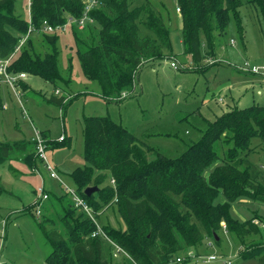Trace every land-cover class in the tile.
Returning a JSON list of instances; mask_svg holds the SVG:
<instances>
[{"label":"trees","instance_id":"obj_1","mask_svg":"<svg viewBox=\"0 0 264 264\" xmlns=\"http://www.w3.org/2000/svg\"><path fill=\"white\" fill-rule=\"evenodd\" d=\"M134 1L95 0L87 13L91 22H85L79 32L74 21L83 17L86 6L83 0H29L27 19L13 14L15 0H0V60L9 59V74L25 73L53 84L59 80L56 43L60 35L58 31L53 34L42 31L43 23L53 28L65 27L73 37L83 76L97 82L104 98L121 101L124 93L132 91L134 77L142 66L153 65L171 54L169 31L161 14L146 5L133 6ZM174 2L179 10L184 53L196 63L213 57V34H223L230 19H235L237 32L241 34L237 10L243 0ZM246 2H258L264 20V0ZM140 26L152 36H140ZM31 35L45 38L51 52L43 56L32 53L29 43L35 38ZM202 40L206 46L204 54L200 51ZM23 83L19 81L18 87L25 88L27 84ZM51 100L59 105L64 103V98ZM253 138L264 142V106L224 112L208 124L198 141L175 158L163 156L108 117L85 118L86 165L73 170L70 178L78 195L94 213L97 224L76 210L68 195L57 197L49 192V199L77 216L71 222L68 213L62 215L66 238L49 228L50 219L37 222L51 247L45 264H113L110 259L115 247L132 264H168L176 253L201 245L204 235L214 239V235L223 231L222 225L235 244L258 235L260 229L254 223L257 216L239 222L229 211L241 200L264 205V186L246 168L241 170L234 165L241 152L249 151ZM65 142L64 138L53 146ZM27 152L33 155L34 166L31 141L0 144V164ZM110 180H114V186ZM89 186L98 190L87 197L83 191ZM219 195L223 201L216 204ZM112 206L125 225L123 230L98 224L103 209ZM98 227L103 234L92 237ZM259 252L245 249L241 256L258 257L257 264H264V253Z\"/></svg>","mask_w":264,"mask_h":264},{"label":"rangeland","instance_id":"obj_2","mask_svg":"<svg viewBox=\"0 0 264 264\" xmlns=\"http://www.w3.org/2000/svg\"><path fill=\"white\" fill-rule=\"evenodd\" d=\"M257 3L243 0L237 10L241 34L237 32L235 19H230L223 34H213V57L196 63L184 53L181 22L174 0H135L133 6L146 5L161 14L168 27L171 54L153 65L142 66L134 77L132 91L124 93L121 101L104 98L97 82L83 76L72 35L67 30L58 31L59 80L49 84L27 75L28 86L22 88L20 85L19 93L10 89L14 96L10 95L11 102L6 98L2 100L7 109H0V144L27 142L35 130L40 132L48 141L47 154L51 164L57 167L61 181L71 188L74 187L71 172L86 165L83 125L87 117H108L163 156L175 158L181 155L190 144L200 139L209 123L225 112L222 103L231 104V96H237L238 108L264 106V79L245 70L264 66V20ZM12 12L27 19L29 0H15ZM140 27V36H152ZM31 37L35 38L29 43L32 53L43 56L51 52L45 38L40 35ZM200 51L202 54L206 51L203 40ZM171 62L176 64V69L170 66ZM52 98L66 101L59 105ZM60 135L66 142L54 147ZM222 151L220 148L221 154ZM32 158L33 155L27 152L0 164V228L1 222L7 221L0 261L9 264H45L51 247L37 222L50 219L52 225L49 224V228L66 238L61 217L68 213L67 218L73 222L77 216L69 208L62 210L51 197L41 214L36 216L34 207H31L33 192L43 178L46 190L52 195L58 197L64 192L57 181L47 178L38 160L34 162L38 172L33 173ZM152 159L150 154L149 160ZM216 165L213 164L206 174ZM234 165L241 170L246 168L264 186V142L253 138L249 151L241 152ZM222 201L219 195L215 203ZM255 205L241 200L229 211L239 222L257 216L254 223H258L260 229L258 235L246 237L241 244H235L232 236L223 231L217 235L218 242L204 235L201 245L176 253L168 264H257L258 257L241 256L245 249L264 253V205ZM103 211L98 216L99 225L125 228L115 207H105ZM114 254L111 263L132 264L124 254ZM209 256L216 259L204 262ZM177 257L182 259L181 262L175 261Z\"/></svg>","mask_w":264,"mask_h":264},{"label":"built area","instance_id":"obj_3","mask_svg":"<svg viewBox=\"0 0 264 264\" xmlns=\"http://www.w3.org/2000/svg\"><path fill=\"white\" fill-rule=\"evenodd\" d=\"M86 4L85 11L83 14V17L79 21H74V23L78 25V29H82L85 22H91V19L88 18L87 13L93 8L95 5V0H83ZM179 12V10H176ZM68 22H71V19H68ZM47 34H53L57 31L64 32L65 27H57L53 28L49 25H47L45 22L43 23V29ZM24 41V40H23ZM23 41H21L20 44H23ZM9 64V59L0 60V85H6L7 87L11 88L12 90L17 89L18 82L19 81H26L27 75L25 73H18L15 75L9 74L7 72V66ZM170 66L174 69L177 68L176 64L174 62L170 63ZM247 66V65H246ZM247 72H249L252 75L259 76L264 79V66H252L250 68H246ZM64 140V136L61 135L56 139V142H62ZM30 141L34 144V157L35 161L38 160L41 164L43 169L45 170L47 177L51 180H55L59 182V185L62 186L64 194L68 195L70 198L73 207L78 210L84 212L93 222L96 223V219L94 216V213L90 209V207L87 205L85 200L78 195L75 188H71L66 186L58 177V174L49 160V156L47 154L48 151V141L43 137V135L38 132L34 131V134ZM35 171V169H33ZM36 173L38 171H35ZM110 184L114 186V180H110ZM49 192L46 190L44 183L42 182L35 190V198L32 202V207L35 209L36 216H39L42 211L43 205L46 203V201L49 199ZM97 224V223H96ZM5 225L6 222H2V227L0 228V258L2 256V251L4 248V239L3 236L5 234ZM98 226V225H97ZM223 231L226 233L225 225H222ZM101 229L98 227L97 232L92 234V237L96 235H102ZM115 253H122V250L118 247H115ZM115 255V254H114ZM125 255V254H124ZM215 256H209L207 259L204 260V262H210L215 260ZM181 258L177 257L175 259L176 262H181ZM0 264H9L7 262L0 261Z\"/></svg>","mask_w":264,"mask_h":264},{"label":"crops","instance_id":"obj_4","mask_svg":"<svg viewBox=\"0 0 264 264\" xmlns=\"http://www.w3.org/2000/svg\"><path fill=\"white\" fill-rule=\"evenodd\" d=\"M23 82H24V85H25V84H26V81H23ZM27 86H28V85H27ZM99 88H100V87H99ZM10 89H11V88L7 87L6 85H0V109H1V110H6V109H7V104H6V103H3V104H2V100L4 101V99L6 98V99H8V102H11V97H10V95L14 96V95L12 94V92L10 91ZM20 89H21L20 86L17 87L16 90H17L18 93L20 92ZM11 90H12V89H11ZM100 90H101V89H100ZM12 91H14V90H12ZM23 94H24V93H23ZM59 94H60V92H59ZM236 97H237V96H236ZM236 97H235V98H236ZM235 98H234L233 96H231V98H230V99H231V104H229L227 101L224 100L225 102L222 103V105H224V107H225V108H224V109H225V112H226V111H229V110H230L231 108H233V107H234V108H238V106H237V102H235ZM65 101H66V100L64 99V102H65ZM219 101H220V100H219ZM220 102H221V101H220ZM232 103H234L233 106H232ZM63 104H64V103H63ZM60 136H61V135H60ZM60 136H59V137H60ZM31 138H32V137H31ZM31 138H30V139H31ZM64 138H65V137H64ZM54 168H55V170H56V172H57V174H58V177H59V172H58V169H57V167H56L55 165H54ZM33 169H35V171H38V170H37V167H36L35 165L33 166L32 170H33ZM35 171L33 170V173H36ZM47 178H48V177H47ZM60 180H61V179H60ZM42 182L44 183V178L42 179L41 183H42ZM41 183H40V184H41ZM57 183H59V182L57 181ZM40 184H39V185H40ZM39 185H38V186H39ZM38 186H37V187H38ZM59 186H61V185H59ZM61 188H62V186H61ZM73 188H74V187H73ZM35 190H36V189H35ZM62 190H63V188H62ZM63 194H64V193H63ZM63 194H62V195H63ZM62 195H61V196H62ZM33 196H34V198H35V191L33 192ZM58 197H60V196H58ZM34 198H33V201H34ZM33 201H32V202H33ZM245 202H246V201H245ZM235 204H237V203H235ZM235 204H233V205H235ZM31 205H32V203H31ZM45 205H46V204H45ZM45 205H44V206H45ZM255 206H259V204H256ZM254 212H255V211H254ZM3 221H5V222L7 223L6 220H3ZM3 221H2V222H3ZM2 222H1V223H2ZM96 222H97V221H96ZM5 228H6V225H5ZM223 233H225V232L223 231ZM4 235H5V234H4ZM239 248H241V247H239Z\"/></svg>","mask_w":264,"mask_h":264},{"label":"water","instance_id":"obj_5","mask_svg":"<svg viewBox=\"0 0 264 264\" xmlns=\"http://www.w3.org/2000/svg\"><path fill=\"white\" fill-rule=\"evenodd\" d=\"M98 190V187H93V186H89V187H86L83 191V193L89 197L90 195H92L93 193L97 192ZM214 239L215 241H218V237L216 235H214Z\"/></svg>","mask_w":264,"mask_h":264}]
</instances>
